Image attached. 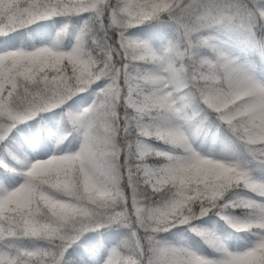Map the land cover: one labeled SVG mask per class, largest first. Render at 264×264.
<instances>
[{
    "label": "snow or ice",
    "instance_id": "snow-or-ice-1",
    "mask_svg": "<svg viewBox=\"0 0 264 264\" xmlns=\"http://www.w3.org/2000/svg\"><path fill=\"white\" fill-rule=\"evenodd\" d=\"M0 264H264V0H0Z\"/></svg>",
    "mask_w": 264,
    "mask_h": 264
}]
</instances>
